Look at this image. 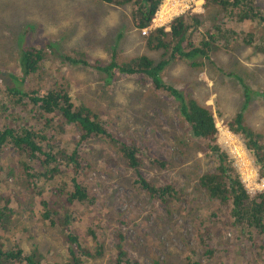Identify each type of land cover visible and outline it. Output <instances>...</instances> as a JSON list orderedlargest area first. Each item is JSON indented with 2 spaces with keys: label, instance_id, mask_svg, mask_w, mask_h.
<instances>
[{
  "label": "trees",
  "instance_id": "16d2710c",
  "mask_svg": "<svg viewBox=\"0 0 264 264\" xmlns=\"http://www.w3.org/2000/svg\"><path fill=\"white\" fill-rule=\"evenodd\" d=\"M99 1L104 4H115L114 6L119 11L129 6L131 26L135 23L136 27L138 29L143 28L142 30L147 29L145 27L150 24L153 13L158 10L162 3V0ZM254 1L209 0L207 4L204 0L205 11L203 13H181L175 18H171L169 25H162L148 30L143 35L139 34L138 38L143 42L141 44L144 46V52L141 54L136 53L131 58H124V60H119L121 55L116 45L112 50V56L106 54L105 57H101L95 56L93 53L101 47H98L97 42H91L87 38L85 40L79 39V42H76L78 29H81L80 25L85 26V16L87 14H82L83 16L81 15L77 20L75 16L71 20H65L66 22L59 27L60 31L54 36H48L46 40L42 41L41 45L34 44L31 45L32 47L25 46L21 48L19 57H16L21 70L20 75L13 68L12 56L0 55V77L4 76L3 80L0 79L2 83V87L0 86V144L2 143L0 149V175L6 177L10 184L15 183L18 185V188L3 191L2 197L8 192H18L20 189V193L25 194L24 198L26 200L25 212L16 213L14 206L9 204V198L0 199V224H4V233L0 235L1 244L4 245L3 248L0 247V263L44 264L46 261V264L49 262V264H86L87 260H98L104 256L107 251L106 235L108 234L112 240V253L110 252L107 264H141L138 257L131 256L129 248L133 246L128 242L125 233L119 228L113 229L108 225L105 228L100 223L98 224L96 218H89L91 224L87 226L84 235L82 234V240H80L78 237L80 232L70 223L71 219L74 218H76V222H81V215L88 212V207L85 208V205L88 203V206H94L95 201L98 202V198L100 199V197L90 192L91 184L85 182L81 176L83 173L86 174L87 169L83 170L84 160L82 154L85 152L83 151V145L87 144L92 136L102 138L104 142L115 148L117 147L120 153L121 165L124 162L128 168L138 174L137 178H134V184L139 183L143 190L149 193L150 197H157L160 204L165 207L166 212L168 211L166 207L171 204L180 207L181 188H189L188 193L196 191L197 194L205 193L211 198H218L223 205L220 203L215 204L217 209L220 205L224 209V216L227 215L228 218L232 219L231 221L227 220L228 228L232 232L234 230L239 231L235 239H244L252 248V251L255 248L257 253L261 251L260 246L257 247L258 244L251 242L254 237L250 235L255 234V236H259L260 240L264 238V193L248 191L241 181L230 156L219 145L213 105L205 104L198 97L187 93V90L183 93L174 87V82H165V78L162 76L166 64L171 61L175 63L179 59L187 60L190 69H202L203 61L200 59L202 57L208 62H214V66L217 69L220 68V71L224 70L229 61L220 64L221 57L219 54L232 52L238 41L253 46V38L245 36L246 38L239 39V32L232 29L231 25H228V28L222 17L229 16L238 23L257 22L264 26V5H259ZM0 7V17L2 19H14L19 14H26L29 10V0H1ZM208 13H210V17ZM205 19H207V22L205 21L204 24L201 20ZM210 19L212 22L209 21ZM198 26L203 27V36L197 42H194L190 37ZM262 30L264 31V28ZM61 32L62 34H60ZM234 35H236L235 39H233ZM256 42L259 46H255V49L264 55L261 38L260 41L256 40ZM24 43L29 44L28 41ZM68 45L69 50L66 54H59V50L64 51V48ZM160 49L163 50V54H160L157 59H153L148 55V51L158 53ZM50 56L53 57L50 66L45 67L42 61ZM63 63L65 76L62 75V77H65V79L62 83L60 81L62 74L60 71ZM68 63L84 66L86 70L91 67L95 70L93 76L96 75L97 78L101 79L102 85L105 87H109L108 84L120 74L128 76L141 74L149 77L154 89L153 93L147 92L155 98H157L155 91H161L171 97L174 103L173 111L181 124L182 132L174 136L175 149H173V153L177 155L180 153V156L186 155V149L195 145V152L202 150L205 151L204 155L207 157H214L217 162L215 169L213 171L205 170L202 173L196 170H187L185 173L184 170L186 169L185 166H182L183 162L177 163L170 156L168 159L154 158L151 162L159 170L178 166L179 168L176 170L182 171L188 178L184 186L179 187L177 181L167 180L153 183V180H148L142 176L139 173V168L143 163L142 160L147 158L143 152V146L137 145L132 139L130 140L131 137L128 134L129 140L125 136L126 140L129 141L127 143L125 138L119 137L114 131L112 132L111 126L102 122L101 118L104 117L94 111L88 101H78L76 103L77 100L68 92L67 80L73 78L69 73L76 71L69 69ZM46 73L50 80L45 86L38 84L34 88L31 87V89L26 88L27 80H31L36 76H45ZM214 73H209V75ZM76 74L78 73L76 72ZM226 75H229V73ZM138 77V80L141 81L142 78ZM208 78L211 82L213 81L212 77ZM95 85H98V82ZM149 94H145L138 102H134V106L139 107L136 111L145 106L148 108L152 101ZM248 98L249 94L244 90L243 95L238 96L237 101L234 100L238 104V109L230 117L232 121L227 122V126L234 134L243 139L253 160L260 167V175L264 178V145L259 138L261 132L255 131L256 128L253 124L248 125L245 123L244 113L246 112L245 106L248 104ZM101 99L103 98L97 99V103L100 105L99 100ZM153 101V104L157 106H161L163 103L162 98ZM215 112H217V109H215ZM140 113L137 114L140 115ZM218 113L222 114L220 111ZM49 121L52 124H49ZM147 122V119L140 116L137 119L138 125H144ZM149 122L151 124V120ZM71 125L80 131L79 138L77 140L72 139L77 148H59L58 144L62 139L53 136H56L58 131L63 132ZM59 126L62 128L56 129ZM124 131L127 133L126 129ZM67 137L70 139L69 135ZM207 147H209V151H206ZM5 161L11 162L12 165L6 164ZM90 168L91 166H89ZM195 176L196 179H192ZM56 179H63L62 187L58 185L50 187L46 184L47 181ZM53 189H58V191L55 192ZM63 193L67 194L64 199L65 202L71 205L74 200L82 201L84 210L82 212L79 210L81 213L76 210L73 217L67 214L60 219L58 218V220H53L52 217L62 216L61 211L65 210L64 202L58 205L55 204L56 199ZM38 197L39 205L35 200ZM190 201H193L192 205H194L196 199H190ZM33 206H37V211L45 215L42 219H52V226H47L49 234H52L53 227L58 226L63 236L59 245H55L49 242L48 238L50 236L48 234L45 238L44 235L41 239L42 253L38 252L35 245L30 250H25L22 244L28 240L23 235L24 231L17 233L18 226H16V223L22 220L23 215H29ZM66 210H68V207ZM190 210L191 208H188L187 213H190ZM225 210H227L226 213ZM212 215L216 214L213 212ZM108 217L112 221L130 226L119 215L114 216L112 212ZM193 217L194 215H191V218ZM195 219H199L198 216ZM109 221V219H106V223ZM8 224H11L12 227L7 226ZM86 225H88V222ZM196 230L198 233L200 232L199 228ZM204 232L207 238L211 237L207 230H204ZM216 234L220 236L219 233ZM86 236L87 240L85 239ZM22 239L23 241H21ZM149 241L144 239L141 245L142 250ZM200 241L205 245L202 238H200ZM65 244L68 245L65 247V253L62 256V247ZM133 248L135 249V247ZM142 250L138 252L142 253ZM202 251L206 255L212 254V248L209 245H206ZM175 252L177 251L172 250L165 254L161 262L154 257L151 261L155 264H165L167 259L170 260V256L172 258L176 257ZM193 252H195V249H192L191 253ZM197 255L187 256L183 260L181 259L180 263L203 264L197 258ZM59 256H62L65 261H54Z\"/></svg>",
  "mask_w": 264,
  "mask_h": 264
},
{
  "label": "rangeland",
  "instance_id": "374dc122",
  "mask_svg": "<svg viewBox=\"0 0 264 264\" xmlns=\"http://www.w3.org/2000/svg\"><path fill=\"white\" fill-rule=\"evenodd\" d=\"M171 1L174 0H162L156 13L157 18L155 19L154 15L151 20V24H154V28L162 26L164 23H166L165 25L170 23L171 18H173L172 15L170 18L165 19L160 18V14L163 6L166 10L170 9L173 11ZM176 2L180 13L194 14L203 13L205 11L204 0H191L189 3L190 5L186 0H176ZM254 2L264 5V0H255ZM125 8L126 9L119 11L117 7L113 6L110 8L107 4L99 0H29V10L26 14H19L15 16L14 19H2L0 17V55L2 54L5 57L7 55L12 56L13 68L15 72L20 75L21 70L16 57H19L21 48L25 46L32 47L31 45L34 44L41 45V43H43L42 41L46 40L48 36H54L60 31L59 27L66 22L65 20H71L73 16H75L77 20L82 14L87 15L85 16V26L80 25L81 29H78L77 32L80 37L85 40L86 30L92 28L94 41L96 42L99 39L102 40L101 47L93 52L95 56L105 57L106 54L111 55L115 45L121 55L119 60H124V58H126L125 53H127L129 57L136 53L141 54L144 52V46L141 44L143 42L138 38L139 33L135 25H133L132 29L131 15L129 12L130 7L126 6ZM213 14H215V12H213ZM208 16H211L210 13H208ZM222 18L226 26L231 25L232 29L239 32V39H244L246 37L253 38V46L249 44L245 45L242 41H238L236 48L232 50V52L220 53V64L229 61L222 71L219 70L220 68L217 69L214 66V62H208L206 59L200 57L203 61L202 69L193 67V69H190L187 65V60L179 59L176 60L175 63L171 61L169 64H166L162 76L165 78V82H174V87L183 93L187 90V93L192 94L194 97H198V99H201L205 104L214 105V107L220 110L222 114L214 112L215 110L212 107L213 114L217 115V118L215 116L214 118L217 120V141L219 145L230 156L246 188L250 192L260 191L264 193V178L260 175V167L256 161L253 160L251 153L245 148L243 139L235 135L227 126V122L232 121L230 117L236 112L233 106L237 105L238 107L236 101L240 90H242L241 85H239L241 81L233 72L237 71V62L240 61L245 51L250 64V67H248L249 71L244 72L245 79L250 83V85H248L249 89L246 90V93L249 94V98L247 99L248 104L245 106V123L248 125L250 123L253 124L256 128L255 131L258 130L261 132L259 138L264 145V57L260 56L259 59L257 55L253 57L255 46H259L256 40H260L261 38L262 47L264 48V31L262 30L264 26L257 22L247 21V23H238L229 16H223ZM206 20L207 19L201 21L204 23ZM105 21L107 23L114 22V24L108 28V33L104 31L105 27L103 24ZM209 21H211V19ZM30 26H32V28H30ZM154 28L151 27L150 29ZM146 32L147 30L144 29L140 34ZM60 34H62V32ZM202 36L203 27L198 26L190 39L197 42ZM235 37L236 35H234L233 39H235ZM120 39L122 47L117 44ZM25 41H28L29 44L26 45L24 43ZM76 42L78 43L79 40ZM68 47L69 45L64 48V51L59 50V54H66L69 50ZM160 54H163L162 49H160L158 53L156 51H148V55L153 59H157ZM52 59L53 57L50 56L47 57L45 61H42L44 66L49 67ZM259 60L263 64L251 67V62L257 63ZM68 66H70L69 69H74L78 73H69L73 78L67 79L68 92L77 100L76 103H78V101H88L92 109L104 117L101 118L102 122L111 126L112 132L114 131L121 138H125L128 134L131 137L130 140L132 139L137 145L143 146L142 149L147 158L142 160L143 163H141L139 168V173L142 176L146 177L148 180H153V183L167 180L172 182L177 181V186L179 187L184 186L188 178L182 171L176 170L179 168L178 166L159 170V168L151 162L154 158L168 159L170 156L177 163L183 162L182 166H185L184 168L186 169L184 172L187 170H196L202 173L205 170L213 171L215 169L217 162L214 157H207L204 155L205 151L203 152L202 150L195 152V145L192 148L188 147L186 149V155L180 156V153L179 155L173 153V149H175L174 136L182 132L181 124L173 111L174 103L171 97L161 91L155 90L157 98L152 97V94L150 96L148 92L153 93L154 86L149 77L141 74L132 76L120 74L117 75L115 80H112V82L108 84L109 87H105L102 85L101 79L97 78L96 75L93 76V71L95 70L91 67L86 70L84 66L70 65V63H68ZM61 67L62 70L60 72L62 74L60 81L63 83L65 79V77H62V75L65 76L64 63ZM224 71H227V74L229 73L228 77L222 74ZM213 72L215 73L209 75V73ZM47 75L46 73L45 76H36L31 80H27L26 88L31 89V87L34 88L38 84L45 86L50 80ZM138 76L142 78L141 81L138 80ZM3 77L2 75L0 79L3 80ZM208 77H212L213 81L211 82ZM95 80L98 82V85H95L97 84V82H94ZM0 86L2 87L1 82ZM251 87L253 89L257 88L258 90L256 89L252 92L250 91ZM1 92L3 93V91ZM145 94H149V97L152 99L151 104L148 108L145 106L139 111H136L139 107L134 106V102H138ZM260 94H263V96H257ZM99 98L105 99L99 100L101 105L97 103V99ZM161 98L163 100V105L161 104L162 108L161 106L153 104V100ZM141 111L142 114L140 113ZM137 113H140V115ZM139 116L143 119H147L148 122L144 125H138L137 119ZM28 117H30V115H28ZM134 117L137 118L134 119ZM150 120L151 124L149 122ZM48 123L52 124L50 121ZM61 128L62 127L59 126L56 129ZM124 129H126L127 133H125ZM67 135H69L70 139ZM79 136L80 131L71 125L63 132L58 131V134L53 137L62 139L58 144L59 148L65 149L67 147L68 149H72V147L77 148V145L75 142H72V139L74 138L77 140ZM103 140L102 138L92 136L87 141V144L83 145V151H85L84 154H82L84 160L83 170L87 169L86 174L84 175L83 173L81 176L85 182L91 184L90 192L100 197V199L98 198V202L95 201L96 204L94 206L85 205V208L88 207V212L81 215V222H76V218L71 219L70 223L77 228L79 232L83 230L84 233L87 226H90L91 222L89 218H96L98 224L100 223L102 227L106 228L108 225L113 229L119 228L125 233L128 242L136 249L135 250L133 247L129 248L131 256L138 257L141 264H155L151 261L152 257L157 258L158 261L161 262L165 254L172 250L177 251L174 253L177 255L175 258L170 256V260L167 259L168 262L166 261L165 264H181V259L183 260L187 257L192 249H195V252L191 253V255L198 254L197 258L203 264H264V238L260 240L259 236H255V234L250 235L254 237L251 242L258 244L257 247L260 246V254H258L259 252L257 253L256 248L252 251V248H250L244 239L236 240L237 238L235 239V237L239 234V231L234 230V232H232L230 228H228L227 220L231 221L232 219L230 217L228 218L227 215L224 216V209L221 208L220 205H218L217 209V205L215 204L220 203L223 205L218 198H211L205 195V193L197 194L196 191L188 193L187 190H189V188H181L180 207L171 204L166 207L168 209L166 212L165 207L160 204L157 197H150L149 193L143 190L139 183L134 184L138 174L131 168H128L124 162L123 165H121L122 162L117 147L115 148ZM127 140H129L128 136ZM128 142L129 141H127V143ZM234 146L238 148L241 154L235 152ZM8 149L10 150V147ZM206 151H209V147H207ZM5 163L12 165L9 161H5ZM214 163L215 165L213 166ZM89 166H91L90 169ZM63 179L50 180L47 181L46 184L50 187L55 185L62 187L64 182ZM192 179H196V176ZM39 183L40 181L38 185ZM0 184L2 185L0 186V199L9 198V204L14 206L16 213L25 212V194L20 193V189L18 192H8L2 197L3 191L16 187L18 188V185L15 183L10 184L9 180L1 175ZM53 190L55 192L58 191V189ZM66 196L67 194L63 193L55 202L56 205L64 202L65 210L61 211L62 216L68 214L70 217H73L76 210H81V212L84 210L82 201L74 200L70 205V203L64 201ZM190 199H196L194 205H192L193 201H190ZM35 200L39 205V197ZM67 207L68 210H66ZM58 208H60V206H58ZM188 208H191L190 213H187ZM33 209L37 211V206H33ZM111 212L114 216L119 215L124 221L130 224V226L118 221H112L108 217ZM213 212L216 215H212ZM226 212L227 210H225V213ZM40 214L43 216L42 213ZM191 215H194V217L191 218ZM196 216H198L199 219H195ZM106 219L110 221L106 223ZM84 220L88 221L85 222ZM27 221H33L39 226L35 229L37 234H29L30 231H28L26 224H24L27 223ZM21 222V225L17 229V233H22L24 231L23 235L26 236L28 241L24 242L22 245L27 251L35 245L38 248V252L42 253L41 239L44 235V238L47 237L46 234L50 236L48 238L49 242L55 245H59L63 237L58 226L53 227L52 234H49L45 222L37 219L35 215H23ZM87 222L88 225H86ZM197 228L200 229L199 233L196 230ZM204 230L208 231L209 236H211L210 238L206 237ZM216 233H219L220 236ZM106 237L107 251L104 256L100 257L98 260H87L86 264H107L112 250V240L108 234ZM199 237L205 241V245L202 244ZM22 238L24 237L22 236ZM85 239L87 240V236ZM144 239L150 241L145 245L144 250H142L141 245ZM21 241H23V239ZM88 243L90 244L89 241ZM206 245L212 248V254L206 255L204 251H202ZM65 246L66 244L62 247V253L65 252ZM0 247H4L1 241ZM141 250L143 252L139 253L138 251ZM56 260L62 261L61 256Z\"/></svg>",
  "mask_w": 264,
  "mask_h": 264
},
{
  "label": "clouds",
  "instance_id": "9594fccd",
  "mask_svg": "<svg viewBox=\"0 0 264 264\" xmlns=\"http://www.w3.org/2000/svg\"><path fill=\"white\" fill-rule=\"evenodd\" d=\"M187 2H188V4L190 3V1L191 0H186ZM206 1V3L208 4L209 3V0H205ZM254 1V0H253ZM255 3V2H254ZM259 4V3H258ZM115 4H107V6L108 7H110V8H112L113 6H114ZM171 5H172V7H173V14H172V16H173V18H175L176 16H178V15H181V13L178 11V6H177V2H176V0H174V1H171ZM190 5V4H189ZM260 5V4H259ZM178 11V12H177ZM156 13H157V10H155V13H153V16L155 15V19L157 18V16H156ZM153 16H152V18H153ZM169 17V16H168ZM170 18V17H169ZM152 20V19H151ZM168 21V20H167ZM114 24V22H110V23H107L106 21L104 22V27H105V30L104 31H106V32H108V28H110L112 25ZM166 23H164V25H165ZM133 25H135V23H133ZM133 25H132V29H133ZM168 25H169V23H168ZM136 26V25H135ZM154 28V24L152 25L151 24V22H150V24L147 26V27H145V28ZM137 28V27H136ZM143 29V28H142ZM142 29H138L137 28V30H138V33L140 34L141 32H142ZM86 38L88 39V40H90L91 42H95L94 41V37L92 36V28H90V29H87L86 30ZM79 39H82L81 37H80V35H79V33H77V39H75L76 41L77 40H79ZM122 39V38H121ZM121 39H120V41L117 43L120 47H122L121 46ZM97 43H98V47L99 46H101L102 45V40L101 39H99V40H97L96 41ZM264 49V48H263ZM112 56V55H111ZM125 56H126V58H131L132 56H128V54L127 53H125ZM117 61V60H116ZM118 62V61H117ZM225 62H227V61H225ZM225 62H223V63H225ZM224 76H226V77H228V75H226L227 74V72L225 73V71L222 73ZM135 75V74H134ZM132 76V75H131ZM239 85H241V87H242V90H240V92H239V96L241 97L242 95H243V91L245 90V92H246V90L247 89H249V86H248V84L247 83H244V84H242V82H240V84ZM257 88H255V89H253L252 87L250 88V91H252V92H254L255 90H256ZM258 90V89H257ZM213 108H214V110L215 109H217L216 107H214V105H213ZM218 111H220V110H218L217 109V113H218ZM215 112V111H214ZM216 118H217V115H215V114H213ZM216 122H217V120L215 119V125H216ZM4 143V142H3ZM2 144V143H1ZM1 144H0V149H1ZM90 176V175H89ZM88 176V177H89ZM0 186H2L1 184H0ZM4 187H6V186H4ZM87 206L89 205L88 203L86 204ZM29 215H31V216H33V215H35L36 217H37V219H39L40 221H44L45 222V224H46V226H52V224H51V220L52 219H42V218H44L45 217V215H43V216H41V214L38 212V211H35L34 209H33V207H32V209H31V211H30V214ZM62 217H64V216H56V217H52L53 218V220H58V218L60 219V218H62ZM21 221H19V222H17L16 223V226H20L21 225ZM24 224H26V226L27 227H29V229H28V231H30V233L29 234H31L32 235V233L33 234H37V232L35 231V229H37L39 226L35 223V222H33V221H27V223H24ZM7 226H11L12 227V225L11 224H8ZM3 227H4V224L2 225V224H0V235H3V233H4V230H3ZM25 230V229H24ZM84 235V233H83V230L80 232V234H79V239L80 240H82V236ZM68 244H66V246H67ZM65 246V247H66ZM19 247H22V246H19ZM23 248V247H22ZM64 250H65V248H64ZM64 253L65 252H63L62 253V256L64 255ZM61 256V259H62V261H65V259L63 258ZM165 257V256H164ZM54 261H60V260H54ZM54 261H52V262H54ZM50 263V262H49ZM48 263V264H49ZM0 264H6V263H0ZM44 264H46V261L44 262Z\"/></svg>",
  "mask_w": 264,
  "mask_h": 264
},
{
  "label": "crops",
  "instance_id": "0c3cea01",
  "mask_svg": "<svg viewBox=\"0 0 264 264\" xmlns=\"http://www.w3.org/2000/svg\"><path fill=\"white\" fill-rule=\"evenodd\" d=\"M258 41H260V40H258ZM255 55L258 56V59H259L260 56L261 57H264V55L261 54V53H259V51H257L256 49L253 52V57ZM241 57L242 58L240 59V61L237 62L238 69H237L236 72H233V74L236 75L237 78H239L242 83H247L248 85H250V83L248 82V80L245 79V77H244L245 76L244 75V72L249 71V68L248 67H250L249 59H248V56L245 54V51H244V53L242 54ZM260 64H262V62L260 60L257 63L251 62V67L256 66V65H260ZM239 74H241L242 76L239 75ZM257 96H263V94H260V95H257Z\"/></svg>",
  "mask_w": 264,
  "mask_h": 264
},
{
  "label": "bare ground",
  "instance_id": "6f19581e",
  "mask_svg": "<svg viewBox=\"0 0 264 264\" xmlns=\"http://www.w3.org/2000/svg\"><path fill=\"white\" fill-rule=\"evenodd\" d=\"M179 9V8H178ZM173 14V11L172 10H170V9H165V7L163 6L162 7V11H161V14H160V18H165V19H167V18H169L171 15ZM169 16V17H168ZM158 27H160V26H158ZM156 28V27H155ZM147 31L148 30H151L150 29V27L149 28H147L146 29ZM145 34V33H144ZM141 35H143V34H141ZM233 97V96H232ZM234 99V98H233ZM233 107H237V105H235V106H233ZM238 108V107H237ZM217 127V126H216ZM236 135V134H235ZM239 136V135H238ZM240 137V136H239ZM241 138V137H240ZM242 139V138H241ZM232 143V142H231ZM235 143V142H234ZM243 144H244V142H243ZM244 146H245V144H244ZM235 147V152L236 153H240L241 154V152H239V150H238V148L236 147V146H234ZM245 148L248 150V148L245 146ZM249 151V150H248ZM237 170V169H236ZM252 177V176H251ZM249 178V177H248ZM246 187V186H245ZM249 191V190H248ZM250 192V191H249ZM254 192V191H253ZM260 192V191H259ZM188 256H192L191 255V253L188 255Z\"/></svg>",
  "mask_w": 264,
  "mask_h": 264
},
{
  "label": "flooded vegetation",
  "instance_id": "af4514ba",
  "mask_svg": "<svg viewBox=\"0 0 264 264\" xmlns=\"http://www.w3.org/2000/svg\"><path fill=\"white\" fill-rule=\"evenodd\" d=\"M234 109H236V110H237L238 108L234 107Z\"/></svg>",
  "mask_w": 264,
  "mask_h": 264
}]
</instances>
